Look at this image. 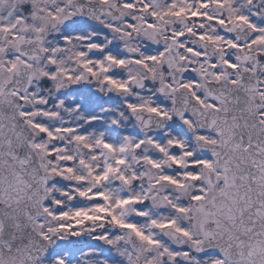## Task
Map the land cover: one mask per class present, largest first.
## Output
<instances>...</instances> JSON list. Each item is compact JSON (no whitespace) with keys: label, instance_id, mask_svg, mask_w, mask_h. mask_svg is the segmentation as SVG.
I'll use <instances>...</instances> for the list:
<instances>
[{"label":"snow or ice","instance_id":"obj_1","mask_svg":"<svg viewBox=\"0 0 264 264\" xmlns=\"http://www.w3.org/2000/svg\"><path fill=\"white\" fill-rule=\"evenodd\" d=\"M0 264H264V0H0Z\"/></svg>","mask_w":264,"mask_h":264}]
</instances>
